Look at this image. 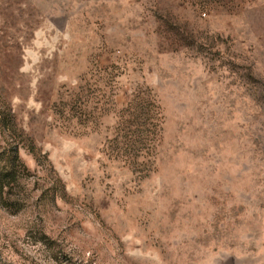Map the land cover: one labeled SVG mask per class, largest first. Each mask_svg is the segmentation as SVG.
Returning a JSON list of instances; mask_svg holds the SVG:
<instances>
[{
    "label": "rangeland",
    "instance_id": "obj_1",
    "mask_svg": "<svg viewBox=\"0 0 264 264\" xmlns=\"http://www.w3.org/2000/svg\"><path fill=\"white\" fill-rule=\"evenodd\" d=\"M3 171L0 264H264V0H0Z\"/></svg>",
    "mask_w": 264,
    "mask_h": 264
},
{
    "label": "trees",
    "instance_id": "obj_2",
    "mask_svg": "<svg viewBox=\"0 0 264 264\" xmlns=\"http://www.w3.org/2000/svg\"><path fill=\"white\" fill-rule=\"evenodd\" d=\"M14 174L15 173L13 171H3L2 173H0V194L3 193L4 189L10 185V182H12V180H14L13 178H11L15 176Z\"/></svg>",
    "mask_w": 264,
    "mask_h": 264
}]
</instances>
